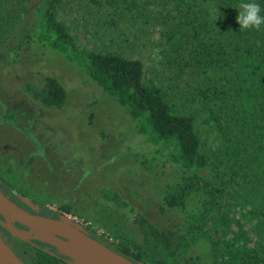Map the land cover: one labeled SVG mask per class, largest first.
<instances>
[{
    "label": "trees",
    "instance_id": "obj_1",
    "mask_svg": "<svg viewBox=\"0 0 264 264\" xmlns=\"http://www.w3.org/2000/svg\"><path fill=\"white\" fill-rule=\"evenodd\" d=\"M65 1L0 0V35L34 14L38 41L81 64L129 108L138 133L168 150L180 180L168 187L165 204L187 211L199 196L181 227L152 226L146 245L121 236L111 248L135 263L181 264L203 240L215 264H264V24L240 29L242 0H131L132 15L164 13L173 50L196 62L202 81L186 90L147 77L144 61L123 46L86 45ZM256 3L264 16V0ZM35 93L47 107L66 103L67 90L53 76ZM37 250L36 264H69L55 247Z\"/></svg>",
    "mask_w": 264,
    "mask_h": 264
},
{
    "label": "rangeland",
    "instance_id": "obj_2",
    "mask_svg": "<svg viewBox=\"0 0 264 264\" xmlns=\"http://www.w3.org/2000/svg\"><path fill=\"white\" fill-rule=\"evenodd\" d=\"M99 1H65L72 6L73 29L86 45L123 46L144 61L147 77H164L182 89L202 81L196 62L173 50L174 35L169 38L170 26L159 9L138 16L126 9L131 0ZM36 23L30 13L0 35V188L30 212L66 220L109 247L121 236L146 245L152 226L181 227L199 196L190 197L187 211L165 204L168 187L180 180L166 160L168 150L138 133L129 108L101 89L81 64L39 42ZM46 76L66 88L62 107H47L37 98ZM13 226L45 243L38 231ZM11 235L33 255L28 241ZM187 255L181 264H215L203 240Z\"/></svg>",
    "mask_w": 264,
    "mask_h": 264
},
{
    "label": "water",
    "instance_id": "obj_3",
    "mask_svg": "<svg viewBox=\"0 0 264 264\" xmlns=\"http://www.w3.org/2000/svg\"><path fill=\"white\" fill-rule=\"evenodd\" d=\"M0 215L2 216L0 217V224L3 225L14 236L25 241H30V238H28L26 235H23L26 233V231L16 229L13 226L14 223H19L31 230H34L35 233L37 231H41L48 233L60 240L74 242L80 249L91 256L93 264H112V262L116 260H122L126 264H138L123 257L118 251L91 237L76 225L66 220L41 216L24 209L12 199H10L1 188ZM48 244L53 245L51 243ZM53 246L58 250L59 253H61L56 245ZM61 254L64 255L63 253ZM64 256L66 257V261L69 264H73L69 257L66 255ZM0 264H26L4 241L1 235Z\"/></svg>",
    "mask_w": 264,
    "mask_h": 264
},
{
    "label": "bare ground",
    "instance_id": "obj_4",
    "mask_svg": "<svg viewBox=\"0 0 264 264\" xmlns=\"http://www.w3.org/2000/svg\"><path fill=\"white\" fill-rule=\"evenodd\" d=\"M40 240L56 245L61 253L72 259L73 264H93L91 256L85 253L72 241H63L52 235L38 231ZM112 264H126L122 260L113 261Z\"/></svg>",
    "mask_w": 264,
    "mask_h": 264
},
{
    "label": "clouds",
    "instance_id": "obj_5",
    "mask_svg": "<svg viewBox=\"0 0 264 264\" xmlns=\"http://www.w3.org/2000/svg\"><path fill=\"white\" fill-rule=\"evenodd\" d=\"M236 20L240 29H259L264 24V16L260 15L261 8L256 0H242L239 4Z\"/></svg>",
    "mask_w": 264,
    "mask_h": 264
},
{
    "label": "flooded vegetation",
    "instance_id": "obj_6",
    "mask_svg": "<svg viewBox=\"0 0 264 264\" xmlns=\"http://www.w3.org/2000/svg\"><path fill=\"white\" fill-rule=\"evenodd\" d=\"M19 205V204H18ZM22 207V206H21ZM24 209L27 210V208L23 207ZM29 211V210H28ZM0 217H2L0 215ZM17 227H21V228H25V226L19 224V223H14ZM0 235L2 236V238L4 239V241L15 251V253L24 261V263L26 264H36V253H37V249L38 248H49V250H51L52 248H54L53 245L47 244V243H42L38 240H30L27 243L31 244L34 247L35 252L33 253V255L30 254V252L23 250L21 248V246L15 244L14 242H12V240L10 239V237L12 236L11 233L3 226L0 224ZM92 237V236H91ZM94 238V237H93ZM66 258V257H65Z\"/></svg>",
    "mask_w": 264,
    "mask_h": 264
}]
</instances>
